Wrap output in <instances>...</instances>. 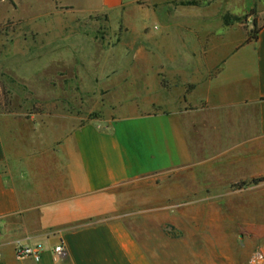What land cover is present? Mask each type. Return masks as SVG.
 <instances>
[{"label": "crops", "instance_id": "obj_1", "mask_svg": "<svg viewBox=\"0 0 264 264\" xmlns=\"http://www.w3.org/2000/svg\"><path fill=\"white\" fill-rule=\"evenodd\" d=\"M93 1L132 11L137 37L105 58L125 62L99 78L117 99L82 123L0 107V264H248L264 179L238 184L264 178V19L253 38L212 3ZM18 241L40 244L39 261L17 258Z\"/></svg>", "mask_w": 264, "mask_h": 264}, {"label": "rangeland", "instance_id": "obj_2", "mask_svg": "<svg viewBox=\"0 0 264 264\" xmlns=\"http://www.w3.org/2000/svg\"><path fill=\"white\" fill-rule=\"evenodd\" d=\"M93 2L0 0L1 108L15 111L22 118L33 114L44 124L51 122L55 115L78 116L81 123L109 115L115 104L112 100L117 97L107 96L99 78L125 62V50L115 48L113 55L105 59L108 48L119 41L133 40L137 34L128 33L125 27L131 7H124L119 13H105ZM150 3L155 8L178 3L195 6L212 3L211 7L221 11L229 8L224 21L241 24L248 37L257 29L259 19H264V2L257 0L251 1L252 6L246 10L237 0H154ZM105 63L108 65L101 72V65ZM244 245L237 241L238 248ZM258 248L264 251V244L254 242L246 258L248 264Z\"/></svg>", "mask_w": 264, "mask_h": 264}, {"label": "built area", "instance_id": "obj_3", "mask_svg": "<svg viewBox=\"0 0 264 264\" xmlns=\"http://www.w3.org/2000/svg\"><path fill=\"white\" fill-rule=\"evenodd\" d=\"M40 244L16 242L14 245V252L17 258H31L33 261H39L42 252ZM65 254V248L62 243L55 245L52 249L54 260L61 259ZM250 264H264V251L260 248L256 249L251 258Z\"/></svg>", "mask_w": 264, "mask_h": 264}, {"label": "trees", "instance_id": "obj_4", "mask_svg": "<svg viewBox=\"0 0 264 264\" xmlns=\"http://www.w3.org/2000/svg\"><path fill=\"white\" fill-rule=\"evenodd\" d=\"M255 33H256V30L254 31V33L251 35V37H255ZM264 178H253L252 180H250L249 182H242V183H240V184H238V185H248V184H254V183H257V182H259V181H261V180H263Z\"/></svg>", "mask_w": 264, "mask_h": 264}]
</instances>
